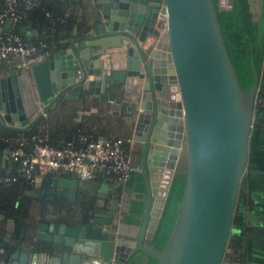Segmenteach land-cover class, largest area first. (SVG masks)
<instances>
[{
	"label": "water",
	"instance_id": "water-1",
	"mask_svg": "<svg viewBox=\"0 0 264 264\" xmlns=\"http://www.w3.org/2000/svg\"><path fill=\"white\" fill-rule=\"evenodd\" d=\"M92 1V18L76 24L75 37L58 36L51 48L40 49L22 66L4 74L5 68L0 69V128L24 130L56 101L75 100L83 92L129 116L128 128L139 134L138 172L144 185L138 232L128 240L121 236L117 222L122 219L114 217L118 186L106 187L112 182L107 177L98 185L106 192L96 193L95 211L87 212L90 222L60 225L59 231L42 224L28 242H14L10 253L0 248V264H123L134 249L155 258L156 264H230L233 260L223 256L237 241L228 236L252 127L253 63V83L243 92L211 0ZM231 2L217 0L218 9H230ZM248 2L252 12L253 2ZM179 132L183 192L169 237L158 250L148 241L181 153L175 140ZM164 171L162 196L150 219L151 175ZM42 181L66 198L86 194L89 185L68 172Z\"/></svg>",
	"mask_w": 264,
	"mask_h": 264
},
{
	"label": "trees",
	"instance_id": "trees-1",
	"mask_svg": "<svg viewBox=\"0 0 264 264\" xmlns=\"http://www.w3.org/2000/svg\"><path fill=\"white\" fill-rule=\"evenodd\" d=\"M216 21L219 26L222 43L225 51L234 70L238 84L243 92L249 89L253 83V74L251 69V62L257 73V87L254 96L253 115L257 114L262 108H264V0L261 4V12L258 18L254 19L252 12L249 10L248 0H232L231 7L228 10L218 9L217 0H211ZM1 6V0H0ZM48 13L50 16H46ZM63 12L53 10L48 3L43 0H39V4L30 10L26 19L21 20L17 25L9 27L8 23L4 26L7 27V31L14 32L28 43L37 45L43 42L48 45L52 41L51 38H39L34 41L28 40V36L25 35L24 27L27 21H35L36 23L44 26L48 34L57 32L60 27H65L69 24L70 17L66 16L63 26L55 19L62 17ZM20 26L21 28H17ZM253 119V117H252ZM42 118L31 124L24 130L5 129L0 131V152L3 150H10L15 147L16 139H29L31 136H39L44 139V142L51 146H61L66 142H73L78 133L88 134L92 138L108 136L106 133L93 134L89 127H85L86 121L78 122L70 127H43L40 131L38 125H40ZM88 123L95 122L93 117L88 118ZM100 133V132H99ZM125 142L123 143V147ZM12 162V161H11ZM14 165L12 172L3 173L0 172V177L5 175H15L17 165ZM184 167L178 171H175L170 179L169 186L164 198L163 206L159 215L158 222L155 230L152 234L148 244L152 245L155 249H162L165 245L173 223L175 221L180 200L184 186ZM256 184V179L247 169V160L242 174L238 181L236 199L230 221V231L228 239L233 237L237 238L236 242H233L231 249L238 248V256L229 257L232 261L238 259L241 263L247 256V251L250 249V241L248 238L249 228L247 227L243 210L248 209L253 201L251 192ZM32 185L26 184L23 180L17 179L11 183H0V212L6 211L7 216H13L18 213V209L15 210L14 204L17 206H25L28 201L23 195L25 190L32 189ZM30 200V198H29ZM140 204H138L134 212L138 214L141 210ZM87 209V208H86ZM133 210V209H132ZM234 229H238L239 232H233ZM241 249V250H240ZM228 250V249H227ZM227 250L224 252L223 259L228 258ZM229 260V259H227ZM234 261V260H233ZM237 261V260H236ZM250 261V260H249ZM157 261L151 256H146L143 253L133 250L123 264H156Z\"/></svg>",
	"mask_w": 264,
	"mask_h": 264
},
{
	"label": "crops",
	"instance_id": "crops-1",
	"mask_svg": "<svg viewBox=\"0 0 264 264\" xmlns=\"http://www.w3.org/2000/svg\"><path fill=\"white\" fill-rule=\"evenodd\" d=\"M43 1L48 3L53 10L63 12L61 16L64 17V20L60 24L64 23L66 16L70 17L69 24L65 27L58 28L55 34H48L44 26L35 21H27L24 27V32L27 30L29 31L28 35L25 34L28 36V40L34 41L39 38H51L50 36H52V41L49 43L48 49L58 41V36L68 39L75 37L77 35L74 30L76 24L80 21L91 20V15L95 8L92 0ZM252 2L254 8L252 14L255 19L258 18L261 12L262 0H252ZM63 25L64 24L61 26ZM17 28L21 27L18 26ZM4 29H7V27ZM14 66V59L3 63L0 65V69L5 68V71H2L3 73L0 71L1 74H4V72L6 73L8 69H12ZM38 111L41 112V109L38 108ZM34 116H31L28 120L32 119ZM89 117H93L96 121L88 123L87 120ZM41 118V122L43 123L38 125L39 131L43 129L42 126L56 128L62 125L60 127L64 128L70 127L80 121L83 123L86 121V123H84L86 124L85 127H89L91 124L89 128L93 134L99 135L103 132L108 134V136L120 137L124 140L126 156L136 167V170L130 173V176L126 181L118 182L113 177L101 174H96L90 180H80L72 174L71 177L81 183L88 182L89 185H87V187H90L94 194H104L106 192V188L100 190L99 186L102 185L101 180L103 178L110 177L112 182L108 183L106 187H110L113 184H117L118 186L116 191L118 193L117 213L114 217H117V219L121 217L122 219L118 222L115 220L118 225L120 224L121 236L127 240L132 236L135 237L141 223V213L144 203V185L142 177L138 172V149L140 147L139 134H135V132L128 128L129 116L121 115L118 112L114 113L111 111L108 102L99 100L98 97L93 94L83 92L75 100L61 98L56 101L49 110L40 117V119ZM3 130H5V128H0V131ZM7 152L8 150L0 152V172L3 173L12 172L14 166L8 159ZM247 169L256 179V184L251 192L253 203L248 209H245L242 212L245 223L249 228L248 238L251 246L247 251V256L243 259V262L241 261L240 263L238 259L233 258L234 261L230 264H264V108H262L256 115H253L252 127L247 139ZM64 173L65 172L61 171L51 176H60ZM165 173L166 171H164L161 176H155L154 174L151 175L152 193L148 214L150 219L156 214L159 200L162 196L161 189H163L165 185ZM43 178L36 181V183L32 185V189L43 183ZM32 189L25 190L23 193L28 195L31 193L30 191ZM138 204L142 205L141 210L138 214H135L133 212ZM233 232L238 235L237 233L239 230L234 229ZM146 242L147 241L145 240V243ZM238 252V248L228 249L227 259H230V256H238Z\"/></svg>",
	"mask_w": 264,
	"mask_h": 264
},
{
	"label": "built area",
	"instance_id": "built-area-1",
	"mask_svg": "<svg viewBox=\"0 0 264 264\" xmlns=\"http://www.w3.org/2000/svg\"><path fill=\"white\" fill-rule=\"evenodd\" d=\"M39 4V0H1L0 6V65L14 59L15 66L46 51L48 45L40 42L37 45L28 43L20 35L4 29L17 25L26 19L30 10ZM46 16H50L46 13ZM158 25L165 31L163 14L158 16ZM58 23L64 17L55 19ZM15 147L8 150L7 157L17 165L15 175L0 177V183H11L17 179L33 185L45 176L58 172H68L80 180H90L96 174L113 177L118 182L128 179L136 170L135 165L126 156L120 137L105 136L92 138L88 134L78 133L73 142H66L55 147L48 145L39 136L29 139H16Z\"/></svg>",
	"mask_w": 264,
	"mask_h": 264
},
{
	"label": "flooded vegetation",
	"instance_id": "flooded-vegetation-1",
	"mask_svg": "<svg viewBox=\"0 0 264 264\" xmlns=\"http://www.w3.org/2000/svg\"><path fill=\"white\" fill-rule=\"evenodd\" d=\"M30 192L31 195L23 194L26 198L27 196L30 198L27 199V205L15 207L17 204H14L13 208L18 209V213L8 217L6 211L0 212V248L3 247V254L10 253L14 248L12 244L17 240H21V243L31 240L38 226L42 224L50 228L55 225L59 231L60 225L72 227L77 222L81 224L90 222L92 216L87 212L89 209L95 211L92 201L96 194L90 187L84 192L86 194L76 193L74 196L69 194L68 198L57 192H51L43 183ZM89 202H91L90 206H88ZM21 248L25 246H20Z\"/></svg>",
	"mask_w": 264,
	"mask_h": 264
},
{
	"label": "rangeland",
	"instance_id": "rangeland-1",
	"mask_svg": "<svg viewBox=\"0 0 264 264\" xmlns=\"http://www.w3.org/2000/svg\"><path fill=\"white\" fill-rule=\"evenodd\" d=\"M162 26H160L159 24V29L161 30ZM162 32V31H161ZM180 134V138L179 139H175L177 141V143L179 144V147L181 148V153L179 155V158H178V161L176 163V167L174 169V172L175 171H178L180 169V167L182 168V166L184 165V155H183V134L182 132H179Z\"/></svg>",
	"mask_w": 264,
	"mask_h": 264
},
{
	"label": "bare ground",
	"instance_id": "bare-ground-1",
	"mask_svg": "<svg viewBox=\"0 0 264 264\" xmlns=\"http://www.w3.org/2000/svg\"><path fill=\"white\" fill-rule=\"evenodd\" d=\"M157 186V185H156ZM160 189V188H159ZM158 191V190H157ZM157 196V195H156ZM154 213V212H153Z\"/></svg>",
	"mask_w": 264,
	"mask_h": 264
}]
</instances>
